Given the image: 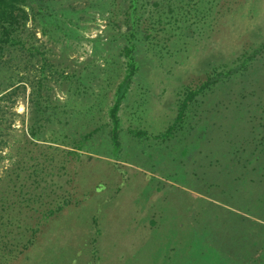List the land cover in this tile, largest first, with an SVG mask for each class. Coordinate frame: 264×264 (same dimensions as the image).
<instances>
[{
    "label": "rangeland",
    "instance_id": "374dc122",
    "mask_svg": "<svg viewBox=\"0 0 264 264\" xmlns=\"http://www.w3.org/2000/svg\"><path fill=\"white\" fill-rule=\"evenodd\" d=\"M24 7L0 42V264H264V0Z\"/></svg>",
    "mask_w": 264,
    "mask_h": 264
},
{
    "label": "trees",
    "instance_id": "16d2710c",
    "mask_svg": "<svg viewBox=\"0 0 264 264\" xmlns=\"http://www.w3.org/2000/svg\"><path fill=\"white\" fill-rule=\"evenodd\" d=\"M26 0H0V42H9L12 32L16 27L22 22L28 19V13L24 7ZM132 47L126 48V55L128 56V70L123 82L118 86L117 98L110 109V118L112 121V140L116 145H119V131H120V118L119 111L122 105V101L125 98L126 92L129 88L127 84L130 83L133 75L135 74L137 68L132 56ZM126 82V84H125ZM214 82L212 76L201 86L195 90H190L187 97L181 102L179 106V112L176 120L172 126L162 135L168 137L173 131L176 124L182 123L184 120V115L189 105L196 95H198L202 90L208 88L211 83ZM127 87V88H126ZM135 136L141 137L145 133L140 131L132 132ZM93 132L87 134V138H90ZM62 207H59V210ZM245 255V253L243 252ZM246 256V255H245ZM243 264V263H242Z\"/></svg>",
    "mask_w": 264,
    "mask_h": 264
},
{
    "label": "bare ground",
    "instance_id": "6f19581e",
    "mask_svg": "<svg viewBox=\"0 0 264 264\" xmlns=\"http://www.w3.org/2000/svg\"><path fill=\"white\" fill-rule=\"evenodd\" d=\"M20 111H22V110H20Z\"/></svg>",
    "mask_w": 264,
    "mask_h": 264
}]
</instances>
